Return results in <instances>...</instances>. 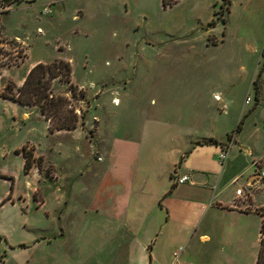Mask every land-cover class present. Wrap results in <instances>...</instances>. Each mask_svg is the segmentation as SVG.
Masks as SVG:
<instances>
[{
	"label": "rangeland",
	"instance_id": "1",
	"mask_svg": "<svg viewBox=\"0 0 264 264\" xmlns=\"http://www.w3.org/2000/svg\"><path fill=\"white\" fill-rule=\"evenodd\" d=\"M0 47L19 63L3 67L0 91L62 58L85 112L84 126L51 133L36 106L0 96V264H108L111 243L84 211L74 241L41 239L59 230L58 207L89 206L97 175L109 189L114 161L132 164V192L155 171L166 194L196 139L233 134L264 155V0H20L0 15ZM22 149L42 166L26 172ZM251 243L214 259L257 264Z\"/></svg>",
	"mask_w": 264,
	"mask_h": 264
},
{
	"label": "crops",
	"instance_id": "2",
	"mask_svg": "<svg viewBox=\"0 0 264 264\" xmlns=\"http://www.w3.org/2000/svg\"><path fill=\"white\" fill-rule=\"evenodd\" d=\"M196 141L182 153L183 163L178 167L179 172L176 170V176H170L173 186L168 193L163 194L164 190L157 188L155 171L143 176L139 192H132L129 180L134 176L132 164L114 161L107 170L109 189L97 190L101 179L97 175L89 206L76 210L74 215L66 210V205L58 207L55 215L59 230L44 234L41 240L52 243L67 242L71 238L74 241L78 223H81L80 229L84 224L80 222L84 211L89 216L91 234L103 227L102 237L111 243L105 254L108 264H215V254L244 249L250 237L253 243L248 250L258 248L259 252L264 155L256 158V150L241 144L240 136H233L230 141L229 137L226 141L218 139L228 143L227 147L196 145ZM223 148L227 149L228 156L220 164ZM186 173L191 180L178 183L177 175ZM238 188L242 189L241 193H237ZM43 202L38 203L43 205ZM257 230L258 235L254 237Z\"/></svg>",
	"mask_w": 264,
	"mask_h": 264
},
{
	"label": "trees",
	"instance_id": "3",
	"mask_svg": "<svg viewBox=\"0 0 264 264\" xmlns=\"http://www.w3.org/2000/svg\"><path fill=\"white\" fill-rule=\"evenodd\" d=\"M20 0H17L18 3ZM175 1V0H172ZM171 0H164L166 3H171ZM19 65L18 62L9 60L5 51L0 47V73L5 66ZM72 68L69 60L56 59L48 63H36L30 71H28L22 85L15 87V84L10 82L4 90L0 91V96L7 99H12L26 106H36L48 122V129L51 133L59 130L71 131L78 126H84L85 112L77 111L73 101L84 96L82 88L78 90V86L71 79ZM67 82L66 89L72 93V96L66 94H55L53 92L54 82ZM78 92V94H77ZM79 95V96H78ZM229 141L232 140L233 134H229ZM214 143L222 144L227 147L228 143L219 142L217 140L198 141L196 144ZM19 151V150H18ZM20 152V151H19ZM25 158V171L29 172L31 167L38 165L41 167L44 161L43 156L36 158L33 149L21 150ZM2 176V175H0ZM261 227L260 250L258 252L257 264H264V210Z\"/></svg>",
	"mask_w": 264,
	"mask_h": 264
},
{
	"label": "built area",
	"instance_id": "4",
	"mask_svg": "<svg viewBox=\"0 0 264 264\" xmlns=\"http://www.w3.org/2000/svg\"><path fill=\"white\" fill-rule=\"evenodd\" d=\"M17 0H0V15H2L6 10L8 11L12 5L16 3ZM228 156L227 149L223 148L221 150L219 161L220 164L223 163V161ZM261 176L264 177V172L261 173ZM191 180L190 174H183V175H177V182L178 183H186ZM242 189L238 188L237 193H241Z\"/></svg>",
	"mask_w": 264,
	"mask_h": 264
},
{
	"label": "bare ground",
	"instance_id": "5",
	"mask_svg": "<svg viewBox=\"0 0 264 264\" xmlns=\"http://www.w3.org/2000/svg\"><path fill=\"white\" fill-rule=\"evenodd\" d=\"M116 100V99H115ZM116 102H117V100H116Z\"/></svg>",
	"mask_w": 264,
	"mask_h": 264
},
{
	"label": "water",
	"instance_id": "6",
	"mask_svg": "<svg viewBox=\"0 0 264 264\" xmlns=\"http://www.w3.org/2000/svg\"><path fill=\"white\" fill-rule=\"evenodd\" d=\"M264 182V181H263Z\"/></svg>",
	"mask_w": 264,
	"mask_h": 264
}]
</instances>
